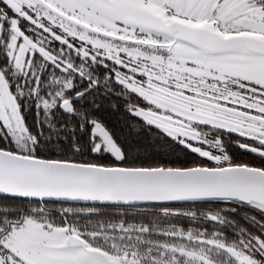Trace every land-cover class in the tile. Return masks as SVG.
Listing matches in <instances>:
<instances>
[{
    "label": "snow or ice",
    "instance_id": "obj_1",
    "mask_svg": "<svg viewBox=\"0 0 264 264\" xmlns=\"http://www.w3.org/2000/svg\"><path fill=\"white\" fill-rule=\"evenodd\" d=\"M0 264H264V0H0Z\"/></svg>",
    "mask_w": 264,
    "mask_h": 264
}]
</instances>
